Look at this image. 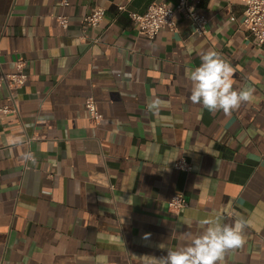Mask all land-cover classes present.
Listing matches in <instances>:
<instances>
[{"label": "crops", "instance_id": "1", "mask_svg": "<svg viewBox=\"0 0 264 264\" xmlns=\"http://www.w3.org/2000/svg\"><path fill=\"white\" fill-rule=\"evenodd\" d=\"M62 1L0 0V73L22 59L28 75L19 113L0 114V264H156L217 215L247 221L223 264H264V48L242 27L243 3L203 0L205 37L179 18L149 40L128 13L178 0ZM97 8L99 27L83 25ZM209 49L232 65L234 89H254L230 115L189 99ZM7 97L0 88V108ZM175 195L189 202L177 215Z\"/></svg>", "mask_w": 264, "mask_h": 264}, {"label": "clouds", "instance_id": "2", "mask_svg": "<svg viewBox=\"0 0 264 264\" xmlns=\"http://www.w3.org/2000/svg\"><path fill=\"white\" fill-rule=\"evenodd\" d=\"M202 63L191 70L189 99L209 112L222 110L230 115L242 103L249 102L254 89H234L232 65L222 54L209 49L200 55ZM163 101L154 97L147 103V109L158 114ZM222 217L206 218L200 221L203 230L185 236L186 243L175 250L169 249L167 255L156 259V264H223L225 253L244 244L243 232L247 226L244 218H237L234 224H225ZM148 238V234H145Z\"/></svg>", "mask_w": 264, "mask_h": 264}, {"label": "built area", "instance_id": "3", "mask_svg": "<svg viewBox=\"0 0 264 264\" xmlns=\"http://www.w3.org/2000/svg\"><path fill=\"white\" fill-rule=\"evenodd\" d=\"M203 0H178L175 5L166 3H153L143 14L129 12V18L133 27L139 35L153 40L161 31H177L179 18H184L191 22L193 31L200 37L208 34V19L199 11ZM244 5L242 27L246 29L256 39L257 45L264 48V0H240ZM63 6H68L67 0L62 1ZM119 12L126 11L124 6L118 7ZM106 14L104 8H97L92 13L82 18V24L88 25L92 29L99 27ZM56 22L63 29L69 27V18L65 15L56 17ZM16 71L12 74L0 73V88L4 87L8 91L7 100L10 105L0 108L1 115L18 114L15 102L17 92L24 88L28 81L26 63L18 59L15 63ZM85 108L91 119L100 123L102 115L99 113L97 104L93 98H87ZM175 169L183 172L191 170V166L184 160L174 165ZM189 207V202L184 195H175L168 202V211L177 215Z\"/></svg>", "mask_w": 264, "mask_h": 264}]
</instances>
